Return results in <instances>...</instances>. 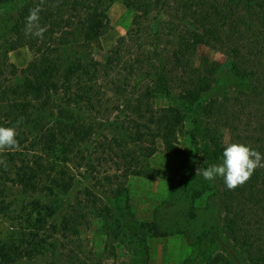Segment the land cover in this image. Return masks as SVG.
I'll return each mask as SVG.
<instances>
[{"label":"rangeland","instance_id":"obj_1","mask_svg":"<svg viewBox=\"0 0 264 264\" xmlns=\"http://www.w3.org/2000/svg\"><path fill=\"white\" fill-rule=\"evenodd\" d=\"M37 1L41 0L0 4V52L7 50L9 62L21 72L43 46L72 42L61 47L69 62L93 59L104 67L98 79L101 102L99 110L71 108L85 119L81 121L88 136L86 141L71 136L70 151L47 159L53 164L49 186L54 195L49 190L26 194L19 187L7 191L11 210L0 212V240L12 237L15 244L19 240L32 243V235L39 234L48 237L46 244L53 243V234L44 232L50 221L44 217L45 224H40L31 218L47 206L70 211L65 219L56 212L52 233L62 222L70 225L66 239H56L65 244L66 254H76L82 264H263L264 259L250 261L245 243L247 236L254 241L253 235H260L257 229L262 224L252 221L248 227L237 221L233 227L237 236L228 233L223 225L224 179L208 181L196 170L221 163L234 137L247 136L253 142L258 129L250 103H256L264 82L235 74L228 48L238 44L239 33L251 34L250 20L261 28L264 9L246 0L251 16L243 12L244 23L231 32L227 23L219 21L211 35L199 26H189V20L175 22L164 12L157 25L160 41L151 48L153 35L147 38L138 32L129 0L112 1L109 25L101 37L94 39L89 33L84 38V32H78L77 41H71L74 28L67 27L64 18L67 8L52 1L49 17L39 14L40 26L47 29L43 37L26 35V18ZM255 36L260 39L264 63V42ZM180 39L196 44L176 54ZM242 41L238 45L246 49ZM249 95L250 100L245 98ZM229 96L233 97L225 103ZM239 96L244 97L245 109L236 101ZM65 118L73 119L67 114ZM67 120L63 123L70 124ZM54 123L50 121L51 126ZM103 208L106 215L100 214ZM45 243L42 249L49 255L51 249ZM56 249L60 251L57 243ZM39 259L16 264H37Z\"/></svg>","mask_w":264,"mask_h":264},{"label":"trees","instance_id":"obj_2","mask_svg":"<svg viewBox=\"0 0 264 264\" xmlns=\"http://www.w3.org/2000/svg\"><path fill=\"white\" fill-rule=\"evenodd\" d=\"M8 1L0 0V4ZM50 1L55 2L53 5L67 8L64 15V18L68 19L67 27L74 28L71 33V41H77L78 32H84V38L85 35L88 37L90 33L94 39H98L109 25L107 11L113 0H43V3L37 1V6L41 8L39 14H46L49 17ZM218 1L129 0L127 6L134 11V24L138 28V32L143 33L147 38L153 35V42L150 45L152 48L160 41V32L157 30V25L164 12L175 22L180 21V18L189 20L191 22L187 23L189 26L193 24L196 27H201V30L207 32L206 35L216 32L219 21L227 23L225 24L227 25V32H231L235 30V27H239L244 23L245 17L242 14L245 13L249 17L251 16L247 11L248 3L246 0H224L223 3ZM250 2H255L251 5H258L264 9V0H252ZM224 8H227L228 11H224ZM263 13L261 14V28L250 20L252 31L249 30V32L251 34L244 37L242 32L239 33L241 36L239 35L238 44L243 40L242 42L246 43V49L243 48L244 45L238 44H231V47L228 48L234 73L239 76L254 77L260 83L264 82L263 50L261 45L258 46L260 39L258 41V37L255 35L258 34L262 43L264 42ZM59 21L61 22V20ZM247 41H249L248 45ZM194 42H197L196 39H194ZM212 42L219 41L213 39ZM227 42L225 41V43ZM71 44L72 42L69 44L60 42L57 46H54L50 42L45 45L48 47L43 46L34 54L32 63L26 70L21 72L9 62L7 50L0 52V127H16L18 133L16 139L19 143L17 150H5L0 153V161H3V163H0V212L11 210L7 203L6 194L7 191L15 187L21 188V192L26 194L41 195L49 190L54 195L53 189L49 186L53 164L47 159H53L59 153L65 154L68 150L70 151L74 140L79 137L80 140L86 141V136H88L85 133L87 126L82 124L85 119L80 118L71 108L73 106H79L80 108L90 106L93 110L98 108L101 102L99 101L100 86L98 79L105 71L103 65L94 62L93 59H90L87 63L83 61H79V63L69 62V59H66L65 51L61 47H68ZM193 46L189 45L187 40L180 39L174 50L176 54H182L186 50H191ZM230 50L231 52H229ZM248 50H251V52L249 53ZM150 52L154 53L151 50ZM180 57L181 55H178L176 61ZM256 96L254 100L256 103H250L252 108L256 110L251 114L256 117L253 119L256 122L254 128L258 129L251 137L253 142L251 143L247 136L246 139L237 137L236 140L234 137V142L252 146V149L258 151L264 157V139L261 140L257 137V134L264 135V102H258L264 99V91L257 93ZM231 97H226L225 103L230 101ZM245 98L250 100L251 96ZM243 100L244 97L239 96L236 101L238 105L242 102L240 105L245 109ZM54 102H59L60 105H54ZM65 114L73 119L67 120ZM172 114L175 115V113ZM65 120L70 124L63 123ZM50 121L55 123L51 126ZM55 129L58 133H55ZM45 133H48V135L43 137ZM71 136H74L73 141L68 139ZM262 163H264V160H262ZM236 192L235 194L225 185L223 225L228 233L236 237L237 232L234 231L233 227H235L234 224L237 225V221L245 222L244 225H248V227H250L252 221L256 224H262L263 227L257 229L260 235H253L256 241L247 236L245 243L248 244L246 254L250 261L264 259V167L256 168L250 179L242 186L237 187ZM236 195H238L237 199L234 198ZM236 206L238 212H236ZM105 211V208H103L100 214L106 215ZM56 212L62 214L60 218L64 217L65 219L67 218L66 214L70 211L45 206L43 209L35 211L34 216L31 217L33 220L40 221V224L45 221L44 217L50 221L49 224L45 225L47 231L44 232L53 234L50 237L51 240H54L53 243L46 244L44 241H46L47 236L45 235L46 237L42 238L39 234L32 235L35 240L32 243L19 240L15 244L16 241L12 240V237L4 239L6 241L0 240V264H16L24 259L35 260L37 257H40L36 261L37 264H75L78 262L82 264L76 254H66L65 244L58 242V239H56V236H58L65 240L67 233L71 232L70 225L67 222H62L55 234L52 233L53 229H56L55 221L57 219L53 217ZM82 215H85L84 211ZM253 231L255 230L253 229ZM38 237L41 241L37 240ZM44 243L51 249L49 255L42 249ZM56 243L60 247L59 252L56 249ZM53 252H56V255Z\"/></svg>","mask_w":264,"mask_h":264},{"label":"clouds","instance_id":"obj_3","mask_svg":"<svg viewBox=\"0 0 264 264\" xmlns=\"http://www.w3.org/2000/svg\"><path fill=\"white\" fill-rule=\"evenodd\" d=\"M43 3V0H41ZM39 6L29 10L26 18L25 34L42 38L46 27L39 24ZM19 122L17 123V127ZM18 133L16 127H0V153L5 150H17L19 143L16 139ZM222 162L213 164L207 168H197L196 175H202L205 180L214 181L222 177L229 190L242 186L253 175L258 167H264V157L261 153L240 143H231L226 146L222 153ZM3 163V161H0ZM159 182V179L157 183Z\"/></svg>","mask_w":264,"mask_h":264}]
</instances>
